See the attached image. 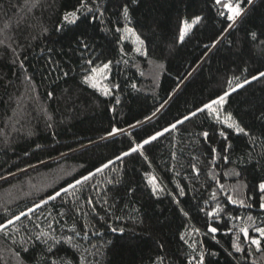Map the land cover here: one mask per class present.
I'll return each instance as SVG.
<instances>
[{"label":"trees","instance_id":"1","mask_svg":"<svg viewBox=\"0 0 264 264\" xmlns=\"http://www.w3.org/2000/svg\"><path fill=\"white\" fill-rule=\"evenodd\" d=\"M97 3L104 12L102 18L97 14V19L90 21L91 13L83 9L76 24L58 32L63 14L79 8L78 0H0V219L27 212L127 148L129 136H118L115 143L100 139L110 122L133 136H143L264 71V35L256 41L248 35L251 31L264 33V0L245 5L250 11L244 20L231 35L222 33L227 39L211 52H206L204 45L211 44L226 27L214 0H140L132 5L128 26L147 37L144 45L134 36L115 32L126 23L118 15V0H88V8L95 11ZM196 15L203 19L192 27ZM185 21L189 34L180 44L177 38ZM81 33L89 44L87 50L77 47L76 38ZM120 35L126 37L122 44L116 42ZM121 47L126 55L121 54ZM137 48H146L148 54L139 55ZM89 58L96 67L112 60L110 80L97 74L92 81L96 88L82 82L90 67L86 64ZM53 67L57 71L53 72ZM60 69L69 72L68 77H63ZM112 84L120 87L111 95H102L100 89ZM176 88H180L179 93L159 119L138 126L139 131L128 129L129 122L151 115ZM225 109L242 121L249 136L228 130L225 141L218 135L220 125L203 114L193 118L179 132L149 146L148 161L138 156L126 158L125 163L118 161L113 170L89 181L98 188L80 191L78 186L77 200L69 190L63 199L50 201L29 213L28 219L22 217L9 226L8 235L0 233V264H43L46 246L39 242L24 244L29 252L21 251L19 260L14 254L27 236L48 232L49 222L58 236L73 235V227L80 230L91 219L87 196L94 197L95 213L104 216L107 224H97L96 235H73L74 245H58L52 258L71 264H188L191 257L214 251L217 256H206L212 264H264V252L254 248L247 255L234 253L233 257L224 251H232L233 242L247 249L240 229L264 220L255 200L251 207L239 206V200L249 203L246 196H256L255 185L264 178V121L259 119L264 112V79L233 93ZM204 130L210 132L208 140L200 135ZM226 145L231 147L223 152ZM213 147L228 160L210 163ZM192 165L200 170L199 175ZM235 172L241 176L236 177ZM153 177L155 185L149 183ZM113 178L119 183L108 184ZM177 185L185 190L184 196L178 195ZM154 186L165 189L157 194L159 198L150 194ZM213 192L218 201L211 199ZM228 195L237 203L226 204ZM217 202L224 211L215 218L208 216ZM76 209L89 215L83 216ZM229 216L239 219L229 220ZM207 224L219 228L215 240L211 234L205 235ZM108 225L124 229L123 236ZM249 233L255 235L251 228ZM182 235L185 240L180 239Z\"/></svg>","mask_w":264,"mask_h":264},{"label":"snow or ice","instance_id":"2","mask_svg":"<svg viewBox=\"0 0 264 264\" xmlns=\"http://www.w3.org/2000/svg\"><path fill=\"white\" fill-rule=\"evenodd\" d=\"M79 2V8H74L71 11H65L63 14L62 20L57 27L56 31H62L63 28L67 27L68 25H74L78 22L80 19L79 13L83 9H87L89 13H91L90 21H94L97 19V14L99 17H103L104 12L100 10L101 6L99 3L95 4V11H93L92 8H88V0H78ZM140 3V0H118V8L119 13L118 15L123 18V20L126 22L124 25L115 28L116 33H125L128 36H134L136 42H138L141 45L145 44V41L147 40V37H143L137 33L136 29L133 27H129L128 25L131 23V6L132 5H138ZM254 0H214V6L217 8L218 15L223 18V22L225 23L226 27L221 29V34H218V37L213 38L211 44H205L204 49L206 52H211L212 50H215L218 48V46L227 39L226 36L222 35V33L227 32L228 35L232 34V31L244 20L246 17L248 11L250 9L245 8V5H253ZM106 10V9H105ZM203 17L196 15L192 18V27H195V25L199 24ZM189 34V25L188 21L184 22V26L180 28L179 35L177 38L178 43L183 44L185 42L186 37ZM83 33L80 34L76 38V44L78 48H81L83 50H87L89 48V44L84 39ZM248 35L251 38V41H256L259 39V35H264V33L258 34L256 31H251L248 33ZM126 37L124 35L117 36L116 42L118 44H122ZM261 44H264V41H261ZM264 50V49H262ZM135 51L139 55H147L146 48H137ZM120 52L122 55H126L124 52L123 47L120 48ZM96 59H99V57H96ZM127 61H125L126 63ZM49 63H53L51 60H49ZM86 64L90 67L87 69L84 75L83 83L88 84L93 88H96L97 85L95 83H92L93 79L97 77V74H101L105 77L106 80H110V71L112 67V60H107L106 62H103L100 67H96L95 61L91 58H89L86 61ZM21 67H23V63H21ZM163 67V65H161ZM52 71H57V67H53ZM62 72L63 77H68L69 72L63 71ZM244 71H247L245 69ZM187 75L191 76L192 73L189 72ZM30 80L31 77H28ZM180 79H183V77H180ZM237 81H239V77H235ZM264 79V71H259L258 75H252L251 79L249 80L247 77L244 78L243 83H238L236 88H232L230 91L225 89L222 90V92L215 97H210L207 102H201L199 105H196L193 109H189L185 114H182L181 116L174 117L172 120H169L166 122L165 125L160 126L159 128H154L152 131L146 133L143 136H133L131 133L128 132L127 129L119 126L118 123H111L108 129H106V134L102 136L100 139L102 141H107L109 143H115L116 138L118 136H129V141L127 148L120 149L118 152L113 153L112 157H108L105 160H102L100 165L95 167V171H88V173L81 174L80 179H75V183L69 182L67 187H63L58 191H55L54 194H49L47 199H42V202L35 203L34 207H29L27 212L21 211L18 215L13 214L12 217H7L5 219H0V233H4L5 235H8V229L9 226L14 225L17 221H20L23 217L24 219H28L29 213H35L37 209H42L45 205H47L50 201H55L57 198L63 199L64 196L69 195V190H72V198L74 200H77L78 197H76L75 192L79 186V190L83 191L85 187H96L98 186L89 184V181H92L95 179L97 174H103L105 170H113V166L116 165V163L119 161L121 163L126 162V158L129 157H140L145 161L149 160L148 155H146V150L149 146L154 145L155 142L159 141L161 138L165 137L166 135H171L173 132H179L181 127L186 122H192L193 118H197L200 115H204L207 119H210L214 122V124L220 125V129L218 131V135L222 137L225 141L228 140V130H232L236 135H244L249 136L250 133L246 130V126H242V121H240L238 118H235L232 113H229L225 109V105L229 102V97L237 92L239 89L244 88L246 85L252 83L253 81H258ZM179 83V81H177ZM227 83L231 84V81H227ZM120 86L119 84H112L111 87H104L101 88L100 91L102 95L108 96L111 95L114 89H118ZM131 87L133 89L136 88L135 84H132ZM180 91V88H176L171 95L168 96V98L160 103L158 107L155 108L151 112V115L145 114L143 119H136L134 123L129 122L128 123V129H135L139 131L138 126H143L145 124H151L153 121V118L159 119L160 115L165 113L166 106L168 105L169 101L172 99L173 96L177 95ZM50 97L53 95V93L48 94ZM117 104L120 103L119 100L116 101ZM111 111L115 112V108L110 109ZM259 119L264 121V112L260 113ZM202 138L204 140H208L210 136V132L208 130H204L200 133ZM231 145H226L223 149V152H227ZM211 160L210 163L214 162L216 159H222L227 161L228 157L223 155L222 152H218L216 148H211ZM173 158H175L173 154ZM193 171L199 175V169H197L196 165H192ZM178 174V173H177ZM234 175L236 177H240V172H235ZM108 184H114L119 183L118 180L115 178L107 180ZM149 183L152 185L156 184V178H150ZM221 190H224V185H219ZM243 187L247 188L248 185L244 184ZM178 195L184 196L185 190L181 188L179 185H177ZM131 190V189H130ZM165 189L163 187H153L152 192L150 193L153 196L158 197V193L164 192ZM255 192L256 196H246V199L249 201V203H245V199L239 200V206L240 207H251V201L255 200L258 203L259 208L262 212H264V178H262L257 185H255ZM177 204H180L181 201L178 199L173 198ZM211 199L213 201H218V196L216 192H213L211 195ZM86 203L88 205L92 206L91 211V219L87 223H85L80 230H77L76 227H73L70 229V231L73 233L74 236H87L89 232H91L93 235L99 234L98 230L96 229V225L100 224L103 226L104 224H107V220L104 216H98L95 213V200L93 196H87L86 197ZM105 204H108V201H104ZM226 204H236L237 200L233 198L232 195H228L226 199ZM109 207H112L111 205ZM203 211V209H201ZM107 212L108 210L105 209ZM180 211L187 216L188 213L184 211L183 208L180 209ZM224 211V207L220 205L219 202H217L216 207L211 211L208 212L207 215L211 216L213 218L220 216V214ZM76 212L83 215L88 216L89 213H82L80 209H76ZM65 215L64 213H60V216L63 217ZM112 215H115V213H112ZM51 216V213H48V217ZM48 217H45V220L48 219ZM39 219V217H37ZM116 219H119V217H116ZM229 220H235L239 219V217L236 216H229ZM252 218L249 217V220ZM92 221H95L93 223ZM59 223V221H56ZM37 228L40 227L39 224L36 225ZM110 230L112 232L119 231L121 236L124 234V229H117L115 227H112L111 225H108ZM207 231L205 235L211 234V238L215 240V234L218 233L219 228L217 226H213L212 224L206 225ZM249 228L252 229V232L255 233V235H251L249 233ZM48 232H41L38 235L27 236L26 239L22 240L20 249L14 254L16 259H20L21 251L24 253L29 252V247H24V244H31L34 245L35 243L39 242L40 244H43L46 246L45 248V255H44V261L43 264H71V261H58L57 259H54L57 251V246L61 245L63 243H68L70 245H74L73 241V235H63L58 236L56 235V229L53 227V224L51 222L48 223ZM19 231V229L17 230ZM27 231V229H26ZM197 231H199L197 229ZM231 231V230H229ZM240 232L243 234L244 241L247 243L248 248H244L241 246L240 243L233 242L230 244V247L232 248V251H229L228 249H224V251L227 253V256L233 257L234 253H244L245 255L250 252L252 248L255 249L256 252H264V220L261 221L259 225L256 224H249L246 227H242L240 229ZM181 240H185V237L182 235L180 236ZM239 239V237H238ZM187 243V241H185ZM217 244L220 243L219 240L215 241ZM15 243V241H14ZM217 252H208L207 254L201 252L200 254L191 257V259L188 261V264H212V261L207 260L206 256L215 257L217 256ZM162 264V261H161Z\"/></svg>","mask_w":264,"mask_h":264}]
</instances>
